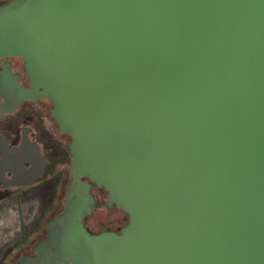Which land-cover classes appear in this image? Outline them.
I'll return each instance as SVG.
<instances>
[{
  "label": "water",
  "instance_id": "water-1",
  "mask_svg": "<svg viewBox=\"0 0 264 264\" xmlns=\"http://www.w3.org/2000/svg\"><path fill=\"white\" fill-rule=\"evenodd\" d=\"M5 57L30 87L5 61L0 115L49 99L74 180L128 215L72 231L81 264H264V0H13Z\"/></svg>",
  "mask_w": 264,
  "mask_h": 264
},
{
  "label": "flooded vegetation",
  "instance_id": "flooded-vegetation-1",
  "mask_svg": "<svg viewBox=\"0 0 264 264\" xmlns=\"http://www.w3.org/2000/svg\"><path fill=\"white\" fill-rule=\"evenodd\" d=\"M5 61L18 82L30 87L24 61L2 58L0 74ZM51 110L49 99L37 97L0 115V205L6 192L14 197L45 192L39 215L24 237L5 249L0 264H81V236L73 230L121 233L129 219L104 188L88 177L74 180L71 138L60 132Z\"/></svg>",
  "mask_w": 264,
  "mask_h": 264
},
{
  "label": "rangeland",
  "instance_id": "rangeland-1",
  "mask_svg": "<svg viewBox=\"0 0 264 264\" xmlns=\"http://www.w3.org/2000/svg\"><path fill=\"white\" fill-rule=\"evenodd\" d=\"M13 0H0V6ZM17 194L5 193V203L0 205V256L29 230L39 215L45 192Z\"/></svg>",
  "mask_w": 264,
  "mask_h": 264
}]
</instances>
